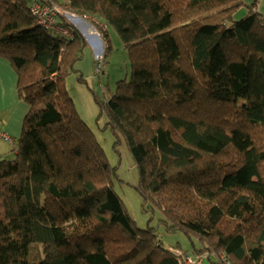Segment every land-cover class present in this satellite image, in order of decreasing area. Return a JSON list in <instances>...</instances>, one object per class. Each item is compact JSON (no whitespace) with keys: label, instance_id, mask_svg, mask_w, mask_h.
Segmentation results:
<instances>
[{"label":"trees","instance_id":"1","mask_svg":"<svg viewBox=\"0 0 264 264\" xmlns=\"http://www.w3.org/2000/svg\"><path fill=\"white\" fill-rule=\"evenodd\" d=\"M53 2L95 20L107 51L111 27L127 51L129 80L98 106L114 147L123 144L136 167L144 210L158 213L166 231L195 238L194 257L208 264L213 256L264 264L257 1ZM29 3L0 0V57L29 106L13 159L0 162V264H184L180 249L129 217L113 188L115 168L64 89L85 39L63 15L56 25L69 35L36 27ZM240 8L246 14L235 20Z\"/></svg>","mask_w":264,"mask_h":264},{"label":"rangeland","instance_id":"2","mask_svg":"<svg viewBox=\"0 0 264 264\" xmlns=\"http://www.w3.org/2000/svg\"><path fill=\"white\" fill-rule=\"evenodd\" d=\"M246 14L244 8H240L235 14V20L243 18ZM81 35L82 33L76 26L67 19ZM86 22L91 25L95 20L85 17ZM97 35L95 45L90 42L86 36H83L87 43L83 58L76 63V70L71 72L64 79V89L68 96L72 99L75 110L80 119L94 133L98 144L102 147L107 162L115 168L118 180L114 181L113 188L117 196L122 201L129 217L134 221L135 225L140 229H155L158 238L164 247H173L180 249L186 258H194V247H199V242L195 238H189L180 231L168 232L165 226L160 223V215L147 209L144 210L143 198L136 190L137 170L136 167L123 144L114 147V136L109 127H105L107 117L99 115L98 102L108 98L110 93L116 90V85L120 81H128L131 75L130 60L117 32L111 27L107 28L108 44L110 49L107 51L106 44L102 37ZM91 29V27H90ZM46 33L53 37H62L63 33L53 30H46ZM104 60L102 74L95 72L96 56L100 53L106 54ZM96 63V62H95ZM12 154V153H11ZM42 249L41 244L38 245ZM194 246V247H193ZM211 264H217L214 259Z\"/></svg>","mask_w":264,"mask_h":264},{"label":"crops","instance_id":"3","mask_svg":"<svg viewBox=\"0 0 264 264\" xmlns=\"http://www.w3.org/2000/svg\"><path fill=\"white\" fill-rule=\"evenodd\" d=\"M256 1L255 10L264 16V0H242L246 5H251ZM28 111V104L18 95L17 75L12 65L7 59L0 57V133L9 139L7 141L0 137V162L13 159ZM203 257L205 259V255ZM214 258L216 256L211 257V261H214Z\"/></svg>","mask_w":264,"mask_h":264},{"label":"built area","instance_id":"4","mask_svg":"<svg viewBox=\"0 0 264 264\" xmlns=\"http://www.w3.org/2000/svg\"><path fill=\"white\" fill-rule=\"evenodd\" d=\"M28 11L34 19V25L42 29L53 30L69 35L66 31L61 30L56 25L57 15H63L64 17L69 19L70 22H72V19L77 18L80 21L88 24L89 28L91 27L95 31L92 25L86 22L85 19L78 17L73 13H69L68 11L61 10L55 5L53 0H30ZM95 35H97L96 32ZM95 61V72L98 73L101 70V67H103L104 65V54L100 53L99 56L97 55ZM0 137H2L4 140L9 141L8 137L2 133H0ZM203 259V256H195L193 260L188 257L185 259L184 264H202ZM221 260L224 264H229L223 257H221Z\"/></svg>","mask_w":264,"mask_h":264},{"label":"bare ground","instance_id":"5","mask_svg":"<svg viewBox=\"0 0 264 264\" xmlns=\"http://www.w3.org/2000/svg\"><path fill=\"white\" fill-rule=\"evenodd\" d=\"M72 21V24H74L77 29L82 33L84 34V36H86V38L91 42L95 36V31L91 28H89L88 24L80 21L79 19L77 18H74L71 20ZM94 41L91 42V43H94V45L96 44L95 42V39H93Z\"/></svg>","mask_w":264,"mask_h":264},{"label":"water","instance_id":"6","mask_svg":"<svg viewBox=\"0 0 264 264\" xmlns=\"http://www.w3.org/2000/svg\"><path fill=\"white\" fill-rule=\"evenodd\" d=\"M74 25V24H73ZM75 26V25H74ZM84 36V34H82ZM85 38V37H84ZM202 264H208L207 261L204 259Z\"/></svg>","mask_w":264,"mask_h":264}]
</instances>
